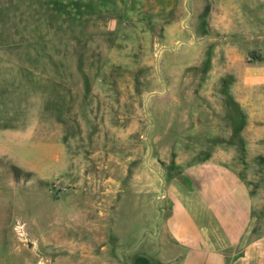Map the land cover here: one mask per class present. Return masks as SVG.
<instances>
[{
    "label": "rangeland",
    "instance_id": "rangeland-1",
    "mask_svg": "<svg viewBox=\"0 0 264 264\" xmlns=\"http://www.w3.org/2000/svg\"><path fill=\"white\" fill-rule=\"evenodd\" d=\"M206 162L264 224V0H0V264L114 263Z\"/></svg>",
    "mask_w": 264,
    "mask_h": 264
},
{
    "label": "crops",
    "instance_id": "crops-1",
    "mask_svg": "<svg viewBox=\"0 0 264 264\" xmlns=\"http://www.w3.org/2000/svg\"><path fill=\"white\" fill-rule=\"evenodd\" d=\"M184 175L161 187L167 216H113L106 264H264V224L238 173L206 162Z\"/></svg>",
    "mask_w": 264,
    "mask_h": 264
}]
</instances>
